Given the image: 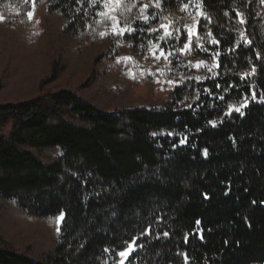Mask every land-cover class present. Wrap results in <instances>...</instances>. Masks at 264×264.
Returning <instances> with one entry per match:
<instances>
[{"label":"trees","instance_id":"16d2710c","mask_svg":"<svg viewBox=\"0 0 264 264\" xmlns=\"http://www.w3.org/2000/svg\"><path fill=\"white\" fill-rule=\"evenodd\" d=\"M160 5L0 0L15 29L44 15L89 43L115 15L118 38L139 57L154 48L176 82L161 107L102 112L66 90L0 104V200L39 222L63 215L51 251L34 257L0 241V264H112L104 249L124 250L145 228L123 264H264V6ZM204 61L210 73L196 67Z\"/></svg>","mask_w":264,"mask_h":264},{"label":"rangeland","instance_id":"374dc122","mask_svg":"<svg viewBox=\"0 0 264 264\" xmlns=\"http://www.w3.org/2000/svg\"><path fill=\"white\" fill-rule=\"evenodd\" d=\"M258 1L264 6V0ZM0 18V104L66 90L109 112L142 105L161 107L171 98L176 82L164 78L154 48L141 57L133 53L114 34L121 27L112 19L96 42L89 43L64 33L60 23L44 15L27 33L5 21L1 11ZM197 65L207 73L215 68L205 61ZM146 73L151 78H145ZM61 216L56 221H35L0 200V241L17 251L42 256L55 246Z\"/></svg>","mask_w":264,"mask_h":264},{"label":"snow or ice","instance_id":"6c2138e0","mask_svg":"<svg viewBox=\"0 0 264 264\" xmlns=\"http://www.w3.org/2000/svg\"><path fill=\"white\" fill-rule=\"evenodd\" d=\"M78 2H79V0H78ZM92 2L95 3V0H92ZM180 2H182V0H177V3H180ZM101 3H102L103 8L107 9V8L109 7V4H112V5L116 6V7H118V6H119V3H120V0H101ZM154 3H155V7H156V8L159 9V8L161 7V5H160V0H154ZM185 6H186V5H185ZM144 7H146V6H142V7H141V9H140L141 12H143V8H144ZM114 10H115V8H113V11H114ZM182 10H183V9H182ZM32 15H33V14H32L31 12L28 13V17H29V19H31ZM96 15H97V16H105L106 13H105L104 11H97V12H96ZM153 18H154V19L156 18V14H155V13L153 14ZM0 19H2V18H0ZM111 19H112L117 25L119 24V21L116 20L115 15H113V16L111 17ZM143 19H144L145 21H147V20H148V16H144ZM209 22H210V21H209ZM241 22H243V21H241ZM162 27H163V25H162ZM127 30H128L129 32L133 31V29H131V28H128ZM155 30H156V29H154V28L151 29V31H155ZM123 32H124V28H120V31H119L118 33H114V34L122 35ZM101 35H104V33H101ZM159 39L162 40V39H164V37L161 36V37H159ZM186 46H187V45H185V47H186ZM160 54H161V55H164V52L161 51ZM169 55H171V53H169ZM165 58H167V57L165 56ZM197 67H198V65H197ZM209 71H211V69H209ZM197 79H199V78H197ZM253 95H254V94H253ZM190 107H191V106H190ZM236 111H237V112H240V109L237 108ZM240 115H243V113L240 112ZM210 123L213 124V126L215 125V121H210ZM152 135L155 136L156 133H152ZM169 135H171V133H169ZM185 139H186V138H185ZM183 142H184V141L182 140L181 143H183ZM203 155H204V156H207V149H204V150H203ZM204 197L207 199V194H206V193L204 194ZM253 203H255V201H253ZM261 203H264V201H262ZM60 218L63 219V216H61ZM197 223H199V222H197ZM58 231H59V229H58ZM150 231H151L150 228H145L144 231L138 233L135 237H133V239H132L131 241H124V243L127 245V247H126L124 250L117 251L115 248H112L111 250L105 248L104 251H105L106 253L109 252V251H111V253H113V255H111V256L109 257V258L112 260V264H123V261H124V259L127 257L128 253H129L131 250H133V245H135V241H136V239H141V244H140V245H136V247H143V239H142V238H143L145 235H148V233H149ZM198 231L202 232V230H198ZM163 235H164V236H168V233H167V232H164ZM156 238H158V237H156ZM199 238L202 240V239H203V236L201 235ZM185 242H187V237H185ZM118 258H119V259H118ZM185 259H187V257H185Z\"/></svg>","mask_w":264,"mask_h":264}]
</instances>
